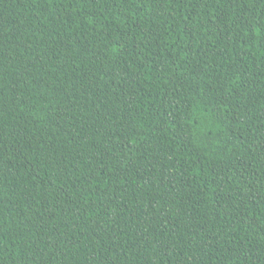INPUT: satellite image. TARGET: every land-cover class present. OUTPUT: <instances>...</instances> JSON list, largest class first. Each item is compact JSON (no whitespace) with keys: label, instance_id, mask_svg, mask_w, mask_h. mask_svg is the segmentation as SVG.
I'll return each instance as SVG.
<instances>
[{"label":"trees","instance_id":"1","mask_svg":"<svg viewBox=\"0 0 264 264\" xmlns=\"http://www.w3.org/2000/svg\"><path fill=\"white\" fill-rule=\"evenodd\" d=\"M0 264H264V0H0Z\"/></svg>","mask_w":264,"mask_h":264}]
</instances>
